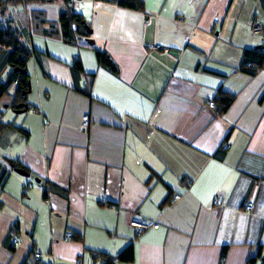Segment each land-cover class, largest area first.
I'll return each mask as SVG.
<instances>
[{"label": "crops", "instance_id": "1", "mask_svg": "<svg viewBox=\"0 0 264 264\" xmlns=\"http://www.w3.org/2000/svg\"><path fill=\"white\" fill-rule=\"evenodd\" d=\"M142 1L137 11L76 0L90 28L76 44L57 33L63 1L7 5L3 27L41 60L27 63L25 104L11 108L13 88L0 99L2 119L23 130L4 133L0 155V264H34L32 249L38 264H99L93 253L116 257L128 245L132 262L115 264L264 256V69L240 70L244 51L264 54L251 32L255 20L264 27V0ZM218 92L233 96L221 113ZM133 217L159 227L136 235Z\"/></svg>", "mask_w": 264, "mask_h": 264}, {"label": "trees", "instance_id": "2", "mask_svg": "<svg viewBox=\"0 0 264 264\" xmlns=\"http://www.w3.org/2000/svg\"><path fill=\"white\" fill-rule=\"evenodd\" d=\"M44 2V3H55L57 1H63L66 7V10L59 15L58 23L59 29L57 33L60 36V39L65 44H76L75 37H89L90 28L84 22L83 18L74 12V8H69L67 6L69 1L73 0H0V18L4 17V13L6 11V7L8 4H15L19 2ZM104 2H109L116 4L117 6L141 11L143 10V1L142 0H100ZM73 25H75V29H73ZM4 22L0 20V49L4 50L3 53L0 54V99L9 94L10 89L13 88V97L14 101L11 104V108H16L20 103L25 104V100L30 91V76L27 71V63L31 58H36L38 63L40 64V54L36 52L33 48L29 46L23 45L19 40V34L17 31L12 30L8 27H3ZM56 33V31H50L47 35ZM96 58L99 63L115 73L116 67L110 58L102 53L97 51ZM5 68H9V72L7 74L3 73ZM264 69V54L259 50H251L244 51L242 63L240 66V70L249 75H254L257 71ZM81 66L78 61H75L71 66V72L75 75H80ZM86 86H82L80 89H77L80 92H85ZM233 96L227 95L222 92H218L214 98V103L217 105L219 112H224L232 103ZM2 113L0 111V138L7 131H14L23 134V130L19 127L14 126L11 123H6L2 120ZM8 163L13 168L24 169L22 165L18 161L9 160ZM2 175V173H1ZM0 175V176H1ZM51 191H55V193H59L53 186L50 187ZM169 203V199H166L162 202V206ZM1 208V204H0ZM14 233H10L4 242V247L8 249L10 252H13L15 249V245L13 240ZM17 242V240H16ZM261 249V247H260ZM38 254L33 249L30 251V255L32 256V261L34 264H38L40 261V255L35 258V255ZM94 260H98L99 264H115L116 262L121 263H129L133 260V247L132 245H128L125 249H123L116 257H110L105 254H92ZM29 259V257H28ZM256 260L260 261V264H264V256H260V253L255 257L248 260V264H253ZM26 260L24 264L27 263Z\"/></svg>", "mask_w": 264, "mask_h": 264}, {"label": "built area", "instance_id": "3", "mask_svg": "<svg viewBox=\"0 0 264 264\" xmlns=\"http://www.w3.org/2000/svg\"><path fill=\"white\" fill-rule=\"evenodd\" d=\"M76 4V0L73 1H69L67 6L69 8H74ZM215 25H217L215 23ZM73 29H75V25H73L72 27ZM251 32L253 35L256 36H260V37H264V27L263 25L258 21L255 20L252 25H251ZM75 43L80 42V41H85V38L82 36H76L75 37ZM83 86H86V83H83ZM208 106L210 108L214 107V103L213 102H209ZM82 127L83 128H87L88 127V117L84 116L82 118ZM178 196H174L173 200H177ZM216 203H219V200H215ZM254 209V203L251 200H248L247 202H245L244 206H243V211L246 213H252ZM129 226L134 230L136 235H140L141 233L149 230V229H157L159 227L158 223L153 222V221H147L138 217H133L129 220L128 222ZM69 237V235H67V238ZM13 243L16 244V240H13ZM38 257V254L35 255V258Z\"/></svg>", "mask_w": 264, "mask_h": 264}, {"label": "rangeland", "instance_id": "4", "mask_svg": "<svg viewBox=\"0 0 264 264\" xmlns=\"http://www.w3.org/2000/svg\"><path fill=\"white\" fill-rule=\"evenodd\" d=\"M85 38V42H87L88 41V37H84ZM2 120H4V118L2 119ZM4 122H5V120H4ZM6 139H5V135H3L2 136V138L0 139V155H1V151H3V146H4V144L6 143V141H5ZM8 145V144H7ZM5 147V146H4Z\"/></svg>", "mask_w": 264, "mask_h": 264}, {"label": "water", "instance_id": "5", "mask_svg": "<svg viewBox=\"0 0 264 264\" xmlns=\"http://www.w3.org/2000/svg\"><path fill=\"white\" fill-rule=\"evenodd\" d=\"M21 105H17L15 109L19 108ZM15 113H21L22 111H14Z\"/></svg>", "mask_w": 264, "mask_h": 264}]
</instances>
